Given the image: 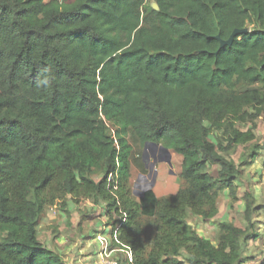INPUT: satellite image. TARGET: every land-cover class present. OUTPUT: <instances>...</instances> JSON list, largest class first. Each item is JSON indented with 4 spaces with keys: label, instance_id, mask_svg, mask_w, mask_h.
I'll return each mask as SVG.
<instances>
[{
    "label": "trees",
    "instance_id": "16d2710c",
    "mask_svg": "<svg viewBox=\"0 0 264 264\" xmlns=\"http://www.w3.org/2000/svg\"><path fill=\"white\" fill-rule=\"evenodd\" d=\"M262 113L264 0H0V264H63L37 227L69 201L104 205L124 264L254 260L250 193L245 228L219 223L214 244L188 218L215 219L222 191L236 199ZM150 143L182 159L174 196L133 197V155Z\"/></svg>",
    "mask_w": 264,
    "mask_h": 264
},
{
    "label": "rangeland",
    "instance_id": "374dc122",
    "mask_svg": "<svg viewBox=\"0 0 264 264\" xmlns=\"http://www.w3.org/2000/svg\"><path fill=\"white\" fill-rule=\"evenodd\" d=\"M254 125L255 142L253 145L258 146L260 150L254 164L239 167V178L235 182L237 187L236 199H232L228 191H222L218 202V215L215 219L205 222L199 218L190 217L188 223L200 237L206 238L214 244L218 235L219 223L229 222L236 228H245L247 222L244 218V201L242 199L245 193H250L255 199L254 208H256L251 217V223L254 224L252 233L258 235V238H251L244 249L246 254L253 255L256 258L264 256V113L257 118ZM237 128L246 131L252 128V124H239ZM216 136L217 134H213L210 137L211 141L215 142ZM248 146L233 148L234 151L230 153V156L228 155L229 158L238 165L245 151L249 148ZM149 149L150 147H147L141 150L140 155L137 153L133 155L134 165L132 166L130 182L133 197L139 198L145 191H152L158 199L176 195L180 189L185 187V183L181 178L178 189L176 182V177H179L181 172V157L170 152L171 158L170 163H168L165 156L159 159L158 156L161 153L157 152L158 149L155 156L150 154ZM218 171L219 167L217 166H210L209 164L202 166L203 173L214 177L217 176ZM93 179L98 181L100 176L94 175ZM40 225L38 228L39 242L46 247L44 237L49 238L48 233L52 230V226L50 223L47 224V227L44 224ZM52 236L51 233L50 237ZM57 254L61 256L59 251H57Z\"/></svg>",
    "mask_w": 264,
    "mask_h": 264
},
{
    "label": "crops",
    "instance_id": "0c3cea01",
    "mask_svg": "<svg viewBox=\"0 0 264 264\" xmlns=\"http://www.w3.org/2000/svg\"><path fill=\"white\" fill-rule=\"evenodd\" d=\"M48 223L52 230L48 239L44 237V245L59 251L63 264H106L110 259L127 262L124 250L114 242L103 204L86 201L74 205L69 201L65 211L48 207L37 227V238L40 224L47 227ZM263 258L258 256L254 259L258 262L252 260L247 264H260Z\"/></svg>",
    "mask_w": 264,
    "mask_h": 264
},
{
    "label": "water",
    "instance_id": "95a60500",
    "mask_svg": "<svg viewBox=\"0 0 264 264\" xmlns=\"http://www.w3.org/2000/svg\"><path fill=\"white\" fill-rule=\"evenodd\" d=\"M151 8L154 9V10H157V7L155 4H151ZM247 30H241V31H238V30H235L232 32V34L230 35V37L228 38V40L226 41H221L218 37L216 38L219 42H220V48H224V47H230L234 38L240 34H243L245 33ZM147 147H150V148H153V150H157L163 155L166 157V160L168 163H170V158H171V154L168 150L164 149L163 147H160L158 144H146L144 149H146ZM176 182H177V189L179 188V178L176 177ZM142 194L139 196L141 197Z\"/></svg>",
    "mask_w": 264,
    "mask_h": 264
},
{
    "label": "built area",
    "instance_id": "2783aa9c",
    "mask_svg": "<svg viewBox=\"0 0 264 264\" xmlns=\"http://www.w3.org/2000/svg\"><path fill=\"white\" fill-rule=\"evenodd\" d=\"M113 238L115 240V238H116V235L115 234L113 235ZM121 249H123L124 252H125V254L127 255V257H126L127 258V262H130L131 261V253H130V250L128 248H125V247H121ZM124 263H125V261L122 262L119 259H110V260L107 261L106 264H124Z\"/></svg>",
    "mask_w": 264,
    "mask_h": 264
},
{
    "label": "flooded vegetation",
    "instance_id": "af4514ba",
    "mask_svg": "<svg viewBox=\"0 0 264 264\" xmlns=\"http://www.w3.org/2000/svg\"><path fill=\"white\" fill-rule=\"evenodd\" d=\"M149 152H150V154H151L152 156H155V154H156V150H153V148H150V149H149ZM157 152H158V150H157ZM158 157H159V159H161V158L163 157V155L160 154Z\"/></svg>",
    "mask_w": 264,
    "mask_h": 264
}]
</instances>
